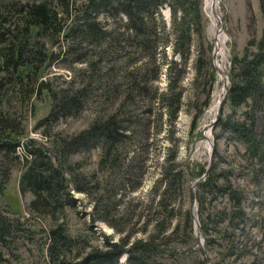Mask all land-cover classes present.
<instances>
[{"label": "rangeland", "instance_id": "obj_1", "mask_svg": "<svg viewBox=\"0 0 264 264\" xmlns=\"http://www.w3.org/2000/svg\"><path fill=\"white\" fill-rule=\"evenodd\" d=\"M7 1L16 4L27 0H0V4ZM165 1L149 20L150 30L157 33L151 54H141L127 41L110 46L106 39L103 43L110 47H104L100 72L92 75L87 87H83L89 73L86 60L98 47L89 44L81 51L83 56L78 55L83 62L74 61L63 55L62 37L60 45L55 46L46 40V50L53 49L57 57L47 58L41 77L54 90L83 92L75 113L56 119L49 116L38 123L49 114L51 101L46 91L27 96L31 84L24 78L21 86L8 82L0 90L2 109L15 121L20 133L15 147L18 161L11 168L0 205L12 229L0 242L2 264H52L46 250L47 232L58 224L71 240L72 254L108 249L111 242L124 244V250L135 240L152 238L154 253L149 264H264V165L250 157L240 139L217 124L219 116L237 118L247 107L233 108L227 103L222 106V101L219 113L209 117L219 98L220 76L213 59L217 47L210 34L208 0H200L198 20L188 16L190 34L178 44L172 42L176 34L169 1ZM218 2L228 54L225 63L219 55L218 63L223 65L229 86L233 57L242 56L253 33L256 38L261 35L264 0ZM179 15L180 10L177 19ZM99 18L105 32L117 33L123 32L127 20L125 16L120 21L105 15ZM104 72L111 74L108 84L98 80ZM132 75L144 80L140 90L131 88ZM160 94L172 96V103L179 97L175 113ZM112 115L124 130L122 140L115 146L116 161L112 164L110 156L101 161L99 146L73 152L65 159L64 167L71 168L76 179L85 183L86 191L70 185V194L54 215L30 208L33 195L21 194L18 187L26 142L33 139L32 144L52 151L56 136L78 133ZM261 125L258 120L254 128L262 129ZM208 130L213 144L211 169L194 190L195 210L192 182L202 175L209 161L210 146H204ZM173 155L175 168L181 174L158 206L160 173ZM193 211L204 250L195 237ZM103 214L106 219L101 218ZM116 264H128L125 252Z\"/></svg>", "mask_w": 264, "mask_h": 264}, {"label": "trees", "instance_id": "obj_2", "mask_svg": "<svg viewBox=\"0 0 264 264\" xmlns=\"http://www.w3.org/2000/svg\"><path fill=\"white\" fill-rule=\"evenodd\" d=\"M168 1L176 34L172 42L178 44L180 39H186L190 34L188 16L191 15L194 20L199 19L200 0ZM163 2L166 1L27 0L26 3L8 4L7 1L0 4V90L5 88L8 82L11 86H21L23 81L21 78H24L28 83L30 80L31 84L27 96L46 91L51 101L49 114L38 123L75 113L81 106L83 92L72 90L69 93L63 89L54 90L49 81L41 77L44 74L45 61L56 56L57 53L53 52V49L46 50V40L55 46L60 45L62 37L63 55H66L65 58L72 57L74 61L83 62L78 55L80 53L83 56L81 51L89 44L98 47L94 51L95 54L86 60L89 73H85L86 86L83 87H87L92 75L100 72L99 65L105 50L114 45V42L119 45L127 41L135 45L141 54H151L157 43V33L153 34L150 30L149 20L153 19V11ZM6 5H9V8L4 10ZM178 10L181 11V15L177 19ZM104 15L114 21H120V17L125 16L127 20L124 21L123 32H105L103 29L106 28L102 27L99 18ZM254 34L247 40L242 56L233 57L229 86L222 104L223 106L227 103L233 108L245 105L247 109L237 118L219 116L217 124L240 139L245 144L250 157L264 165V27L259 38ZM121 38L123 39L120 40ZM106 39L109 47L105 46ZM98 77V80L105 84L111 80L109 72H104ZM19 78L20 81L15 80ZM129 81L131 88L135 87L138 90L142 88L144 82L143 79L138 80L135 75L129 76ZM160 95L167 100V107H172L171 110L175 113L179 97L174 101L175 106L172 103V96ZM49 116L51 117L48 118ZM258 120L262 123V129L256 130L254 126ZM18 130L15 121L2 109V95H0V205L11 168L18 161V155L15 154V147L19 144L20 138ZM123 131L112 115L104 121L91 123L78 133L56 136L51 145L52 151L49 147L32 144L33 139L28 140L18 187L21 194L30 192L33 195L29 203L30 208L48 211L54 215L64 197L70 194V185L78 191L85 192V183L81 179H76L71 168L65 169V159L73 152L99 146L101 161L110 156L109 161L113 164L117 159L114 153L115 146L122 140ZM174 156L171 160L167 158L165 161L167 164L160 173L162 183L157 195L158 206L181 174V171L175 168L177 164ZM210 180L211 176L208 181ZM229 195L232 194L229 192ZM102 209L106 213L103 205ZM104 215L101 218H105ZM11 232V226L0 212V242H4L6 235ZM153 245L152 238L144 241L135 240L122 250L124 244L111 242L108 249L72 254L71 240L58 224L47 232L46 250L52 264H116L119 256L124 252L127 254L128 264H149L151 254L154 253ZM0 264H2L1 258Z\"/></svg>", "mask_w": 264, "mask_h": 264}, {"label": "bare ground", "instance_id": "obj_3", "mask_svg": "<svg viewBox=\"0 0 264 264\" xmlns=\"http://www.w3.org/2000/svg\"><path fill=\"white\" fill-rule=\"evenodd\" d=\"M219 2L218 0H208L207 2V12L208 16L211 20V26H210V34L216 41V49H215V64H217L218 67V74L220 76V86L218 90V100L216 101L215 105L212 106L210 112H209V117L216 114L218 105L222 98L224 97V94L226 92L227 84H228V78H225L226 73L224 72L223 65H220L218 63V56L221 55L223 58V62L227 60V49H226V37L223 34V31L219 29V23L221 22V19L219 17ZM220 56V57H221ZM206 141L207 143L204 144L205 147H207V144L210 146L211 145V136H210V130H208V133L206 131ZM210 150V147H209ZM194 208V207H193Z\"/></svg>", "mask_w": 264, "mask_h": 264}, {"label": "water", "instance_id": "obj_4", "mask_svg": "<svg viewBox=\"0 0 264 264\" xmlns=\"http://www.w3.org/2000/svg\"><path fill=\"white\" fill-rule=\"evenodd\" d=\"M220 26H221V22H220ZM215 58V54H213V59ZM225 78L227 79L228 76L225 75ZM227 90H228V86L226 88V92L224 94V97L222 98V100L220 101L219 105H218V108H217V114L219 113V110H220V107H221V103L222 101L225 99V96L227 94ZM216 118H214V120L212 121V123L209 125V129L213 126L214 122L216 121ZM213 149V144L211 143L210 145V150H209V161H208V164L205 168V171L202 173V175L199 177V178H195L192 182V193H191V198H192V207H194V209L196 210L197 209V202H196V196H195V188L197 186V183L200 181V179L204 178L209 170H210V165H211V162H212V155H211V151ZM192 216H193V220H194V226H195V237H196V240L198 242V245L200 246V248L202 250H204L203 248V243H202V238H201V233H200V229H199V223H198V220H197V214L194 213V211L192 212ZM209 264V263H208Z\"/></svg>", "mask_w": 264, "mask_h": 264}]
</instances>
